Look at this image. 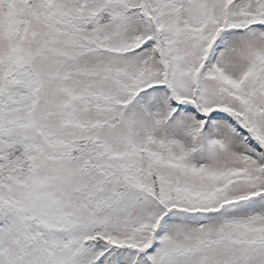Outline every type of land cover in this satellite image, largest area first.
<instances>
[{
	"label": "snow or ice",
	"instance_id": "snow-or-ice-1",
	"mask_svg": "<svg viewBox=\"0 0 264 264\" xmlns=\"http://www.w3.org/2000/svg\"><path fill=\"white\" fill-rule=\"evenodd\" d=\"M0 264H264V0H0Z\"/></svg>",
	"mask_w": 264,
	"mask_h": 264
}]
</instances>
